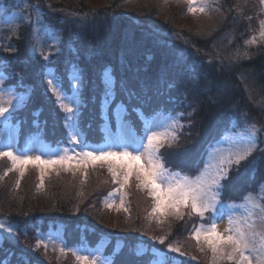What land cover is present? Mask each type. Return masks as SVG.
Segmentation results:
<instances>
[{
	"label": "trees",
	"instance_id": "obj_1",
	"mask_svg": "<svg viewBox=\"0 0 264 264\" xmlns=\"http://www.w3.org/2000/svg\"><path fill=\"white\" fill-rule=\"evenodd\" d=\"M4 1L7 8L19 9V0ZM129 1L104 0L99 6H90L83 0H37L46 23L62 33L60 50L48 59L33 49L32 26H19L15 34L5 37L0 47V71L6 74L8 83L29 96L14 117L20 144L36 134L53 146L58 138L68 142L64 113L54 100L45 73L47 68L52 69L66 85L70 78L67 72L73 68L83 80L76 129L85 144L103 142L104 121L109 118L115 123L113 109L118 106L126 108V119L140 133L141 114L162 111L180 120L173 143L160 148L164 165L173 171L197 173L200 154L238 117L260 128V145L239 165L230 166L222 193L230 198L240 188L248 193L253 185L260 186L264 182L261 2L217 0L211 3L212 11L215 7L220 14L209 21L200 16L207 24L194 27L181 23L188 11L187 2L167 8L164 0ZM50 5L77 17L52 14L47 7ZM167 36L180 42L175 45L162 40ZM107 70H111L115 83L108 116H104L107 88L103 74ZM103 167L94 169L92 176L97 180L87 187L67 169L54 176L49 181L51 186L42 191L38 178L32 185L25 184L21 192L13 180L5 178L0 183V220L17 227V234L0 242V264H75L70 252L59 259L57 252L36 246V231L45 232L51 224L64 227L65 242L72 247L106 239L112 264H150L156 257L153 248L164 250L169 246L178 247L181 252L176 255L187 264H202L197 261H204L207 254L194 250L192 241L196 240L191 238L200 217L188 211L183 212L182 219L171 216V229L160 243L161 224L154 223L149 215L153 201L146 191L128 190L133 196L137 194V199L146 195L147 202L139 200L133 219L122 220L112 228L104 202L120 185L113 183ZM105 171L110 179H106ZM142 245L145 250L139 251L137 247ZM198 256L197 261L193 259ZM162 264H172V260Z\"/></svg>",
	"mask_w": 264,
	"mask_h": 264
},
{
	"label": "rangeland",
	"instance_id": "obj_2",
	"mask_svg": "<svg viewBox=\"0 0 264 264\" xmlns=\"http://www.w3.org/2000/svg\"><path fill=\"white\" fill-rule=\"evenodd\" d=\"M7 1V0H6ZM28 1V4L22 3L19 0V9L15 8H7L4 4L5 1H0V47L5 43V37L11 34H15L17 32V29L19 26L22 25H30L33 28V34H34V44L33 49L34 51L41 55L43 58L48 59L50 56L58 52L62 46V33L57 30L50 27L44 17L42 8L37 4V0H26ZM41 2V0H39ZM70 2L72 0H69ZM76 3L80 0H73ZM86 3H89L90 6H99V4H102L104 0H83ZM137 0H130L129 2H135ZM147 1V0H145ZM152 1V0H151ZM217 0H197V3L206 2L208 5V8L205 13L196 12L195 14H188L187 12L184 13V16L181 19V23L184 25H188L189 23L197 27L198 25L203 26L206 23V20L203 18H199L200 16L205 17L208 19H214L217 15L220 14V11H212V2H216ZM4 2V3H3ZM188 0H164V4L167 8L172 7V5H184V3ZM260 7L258 9L261 11L260 13L264 16V2L262 0H259ZM71 3H69L70 5ZM50 10V13H55L58 15H69L67 11H59L57 8H53L51 5L47 6ZM52 7V8H51ZM189 8V4H188ZM55 9V10H53ZM57 9V10H56ZM212 11V12H211ZM191 16H194L196 18L191 20ZM70 18L77 17L76 14L69 15ZM262 18V17H261ZM205 23V24H204ZM264 23V22H262ZM169 40L172 41L175 45L180 42L179 38H174L173 36H167L164 37L162 40ZM264 39V38H263ZM183 42V40H182ZM111 74L110 71H106ZM105 72V73H106ZM70 76L68 78V82L65 85L64 81L56 74L55 71H53L50 68L46 69V83L50 89V91L53 94L54 100L57 103L59 109L64 113L63 119L65 120V129L67 130L68 134V142L67 144L57 145L53 146L50 142H47L46 138H44L42 135L36 134V136H30L32 139L29 143H26L24 145L20 144L19 141V128L16 124V121L14 119L15 113L18 109L22 108L29 96L26 95L24 91H18L15 85H12V82L7 81V76L4 72L0 71V96H3L4 100L7 101L9 98L12 99V104L9 107V111L5 113L3 117H0V150H11L14 154L22 153L27 154L33 158V162L29 163L27 165H21L13 169L11 161L7 157L0 158V183L4 182L5 178H10L11 181L16 185V188H19L20 192L23 190L24 185L26 186L32 185L33 181H36L38 178L39 180V187L41 188L40 191L43 190L44 187H49L50 180L54 176L60 175V173L67 169L68 172H72L75 174L76 180L83 181V184L85 183L86 187L88 184L93 180L94 182L97 180V176H92L94 173V169L99 168L104 165L103 169H108V163L103 161H97L95 162V165L89 163L87 168L80 166H75V160H79L80 156L78 155L82 151H88V150H98L103 148H112L115 150L116 145L120 144H127L129 148L136 147L139 142L140 138L144 137L146 134L147 129H151V131H147V135H151L153 131L157 133H163L166 129L174 130L175 134L176 131L179 128L180 120L178 116L175 115H169L162 113V112H153L151 115L145 116L141 111L139 113L141 114V120H142V132H137L134 127L132 126V122L128 121L126 119V110L124 107L114 108L115 111V123H112L111 119H106L104 121L103 126V135L101 137V140L103 141L101 145H86L83 135L76 129V120L77 115L79 114V111L81 109V95L82 90L84 89L83 80L78 76V73L75 71V69H69V72H67ZM111 77L114 81V78L111 74ZM54 81V85L50 86L48 81L49 80ZM103 79L106 83L107 87V93L104 98V106L105 110L103 112L104 116H108V112L110 109V101L109 98L112 95L113 85L111 86V89L109 90V86L105 79V74L103 75ZM114 84V83H113ZM52 87H56L58 90L61 91L62 95L66 97L65 103L68 107H72V113H67L61 106V101L57 99V95L52 91ZM38 112V111H37ZM67 117V119H66ZM48 123L49 120H45ZM254 123L244 121L241 118L234 117L232 120L231 127L221 133L216 139L214 140V143H212V146H216L221 153L224 155H227L228 150L236 143L241 142L243 140L247 139V135L245 134V130L250 128ZM255 128L257 129V136H256V145L257 147L252 151V153L258 148L260 145V128L256 125ZM76 140V143H72V139ZM173 139L169 136L168 139L164 142V145L166 144H172ZM219 142V143H218ZM144 143L146 144L147 141L145 140ZM162 148V147H161ZM210 148V149H211ZM209 149V150H210ZM67 150V154L75 157V160L72 162V167H69L67 164L60 165L55 164L52 166H47L44 164H37L35 163V157L37 155L40 156L41 160H49V159H59L60 156L65 154V151ZM208 151H203L202 154H200L198 161V172L193 173L192 170H189L185 172L184 170L179 171H173V173L179 172L181 175H186L190 179H196V177L201 173V171L204 169V165L206 160L208 159ZM251 153V154H252ZM135 154V153H134ZM250 154V155H251ZM249 155V156H250ZM248 156V157H249ZM23 158V157H22ZM7 159V162L5 161ZM234 164V163H233ZM6 165H9V168L7 170ZM232 165V164H231ZM230 165V166H231ZM230 166L226 167V171L228 174V170ZM166 167V166H165ZM168 168V167H166ZM9 169H12L9 171ZM169 169V168H168ZM100 171V170H99ZM214 171V169H210V172ZM7 172V175L5 173ZM21 172H23V176H21ZM69 179H71V175H68ZM105 177L106 179H110V175L105 171ZM17 181L19 183L17 184ZM136 180L135 176H133L130 180V183L127 187H125L122 191H116L120 187L113 190L111 193L112 195H109L104 202V210H105V216L111 218L112 222V228H116L115 225L122 223V220H130L133 219V216L135 212L137 211L135 209V206H139V200H142L145 204L147 202L146 195H139L140 198L137 199L136 195H132V192L128 191L129 189L136 188ZM220 183H223V179L220 181ZM12 184V182H11ZM264 184V182L262 183ZM51 186V185H50ZM128 188V189H127ZM249 192L245 193L243 188H240L238 193L230 198H225V193H222L220 196V202L216 205V208L212 211H209L205 213L204 217L201 218L198 221L197 228H205L207 229L211 222L213 217H218V224H217V231L220 233H224L227 235L228 233L225 231L228 228V219L229 217L233 218H242L245 215V208H244V197L249 196V199L252 200L253 203L257 202L258 198L260 199V202L262 206H264V188H261L258 185H253L251 188H248ZM121 199L124 200L123 207H121ZM108 204H113L114 206L109 208L107 207ZM150 208V207H148ZM147 208V209H148ZM126 209V210H125ZM145 209V210H147ZM183 212L188 211L191 213L190 208H185L182 210ZM107 213V214H106ZM193 214V213H192ZM171 216L175 215H167L160 217L159 214L157 216H151V219L154 221V223H160L161 224V231L160 234L158 233L160 238H166L169 230L171 229V223L168 222L169 218ZM159 217V222H158ZM222 217V218H221ZM177 218V217H176ZM197 219V218H196ZM253 220L256 221V231H261L262 226L260 224L259 220V212H257L253 218ZM0 225H3L4 227H0V242L4 240L5 237H11L15 236L17 234V227L9 225V223L5 220H0ZM8 229H11L9 231ZM195 229V230H196ZM37 242H40V246H44V249L49 252H57L60 254L59 259H63L64 256L59 251L60 248H65L66 253L70 252H76L82 255H89L92 258H96L100 261V264H112V253L109 255L107 253V241L106 239L100 240L93 245L88 244H81L77 247H72L66 244L65 238H64V227L60 224H51L48 226V229L43 232L41 230H37ZM194 234V233H193ZM192 234V236H193ZM192 241V240H191ZM194 250H199V252H202L201 249H203L206 254L207 258L204 257V261H197L200 257L193 258L199 263L202 264H212V253L209 250L208 246L204 243L203 240H201L199 243L197 241H192ZM47 245V247H45ZM144 245L141 247H137L139 251L145 250ZM173 248H176V246H171ZM161 249V248H160ZM152 251H155L156 257L152 260L150 264H162L163 262L167 260H172V264H187L184 259H180L179 256L176 255L177 252L170 251V246L166 247L164 250H155L154 248ZM181 252V250H180ZM114 253V252H113ZM74 256V255H73ZM74 260L76 261L75 264H77V260L74 256ZM189 264H192L195 262H188ZM227 262H221V264H224ZM74 264V263H72ZM253 264H256L255 258H253Z\"/></svg>",
	"mask_w": 264,
	"mask_h": 264
},
{
	"label": "snow or ice",
	"instance_id": "obj_3",
	"mask_svg": "<svg viewBox=\"0 0 264 264\" xmlns=\"http://www.w3.org/2000/svg\"><path fill=\"white\" fill-rule=\"evenodd\" d=\"M188 4V12L192 14L196 12L205 13L208 8L206 2L198 4L197 0H188ZM260 36L264 38V23L261 24ZM105 79L110 90L114 83L111 74L106 72ZM48 83L50 86L54 85V81L51 79ZM52 91L57 95V99L61 101L62 108L67 113H72V107L67 106L65 103L66 97L62 95L61 91L56 87H52ZM11 104V98L5 101L3 96H0V117H3L9 111L8 106ZM147 131H151V129H147L145 136L140 138L139 144L131 149L127 144H120L115 146V150L103 148L82 151L78 154L80 156L79 160H75V157L68 155L66 150L64 155L54 160H41L40 156L37 155L35 163L47 166L67 164L72 167V162L75 160L76 167L83 166L87 168L89 163L95 165L97 161L107 162L108 172L112 176L113 183L120 185V188L116 191H122L129 185L131 178L135 176L136 187L146 191L148 197L153 201L150 216H157V214L160 217L175 215L177 218L182 219L184 215L182 210L190 208L191 213L203 218L205 213L214 210L220 202L223 191V185L220 181L227 176L226 167L233 163L239 165L257 147V129L255 125H252L245 130L247 139L234 144L228 150L227 155H224L216 146H213L208 152L204 169L193 180L186 175H181L179 172L173 173L166 168L159 155L160 148L164 146V142L168 137L170 136L173 140L176 138L175 131L170 129H166L163 133L153 131L151 135H147ZM145 140L147 141L146 144L144 143ZM71 142L76 143V140L73 138ZM3 157H7L11 161L13 169L33 162L31 156L22 153L14 154L11 150H0V158ZM210 169H214V171L210 172ZM11 170L9 169V171ZM20 174L23 176V172ZM5 175H7V172ZM18 183L19 181H17ZM260 187L264 188V184H261ZM109 195H112V193ZM120 203L123 207L124 200L121 199ZM113 206V204L107 205L109 208ZM244 208L245 215L242 218L229 217L228 228L225 230L228 233L227 235L217 231L219 218L215 216L207 229L201 227L194 231L191 238L196 240L197 243L201 240L204 241L212 253V264H221V262H227V264H253V258H255L256 264H264V206H262L259 198L257 202L253 203L249 196H245ZM257 212H259V220L262 226L261 231L255 230L256 221L252 219ZM0 227L4 226L0 225ZM8 230L11 231V229ZM160 243H164L163 238L160 239ZM36 246L39 247L40 242ZM59 251L62 255L67 254L63 247ZM170 251L179 252L180 249L170 246ZM72 255L75 256L77 264H100L98 259L89 255H82L74 251Z\"/></svg>",
	"mask_w": 264,
	"mask_h": 264
}]
</instances>
